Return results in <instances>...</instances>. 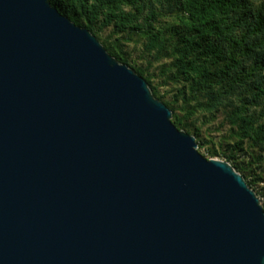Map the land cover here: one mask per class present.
Instances as JSON below:
<instances>
[{
    "label": "water",
    "instance_id": "1",
    "mask_svg": "<svg viewBox=\"0 0 264 264\" xmlns=\"http://www.w3.org/2000/svg\"><path fill=\"white\" fill-rule=\"evenodd\" d=\"M143 76L49 0H0V264H264V208Z\"/></svg>",
    "mask_w": 264,
    "mask_h": 264
},
{
    "label": "trees",
    "instance_id": "2",
    "mask_svg": "<svg viewBox=\"0 0 264 264\" xmlns=\"http://www.w3.org/2000/svg\"><path fill=\"white\" fill-rule=\"evenodd\" d=\"M49 1L96 36L111 26L101 43L119 62L128 63L123 42L142 39L151 60L162 62L161 74L178 85L172 99L164 101L172 122L197 135L198 128L185 119L222 107L236 137L226 160L237 171L258 162L261 155L251 154L246 165L233 159L245 139L251 148L264 151V0ZM130 66L162 99L153 75L142 66ZM244 178L252 187L260 176L253 172Z\"/></svg>",
    "mask_w": 264,
    "mask_h": 264
},
{
    "label": "rangeland",
    "instance_id": "3",
    "mask_svg": "<svg viewBox=\"0 0 264 264\" xmlns=\"http://www.w3.org/2000/svg\"><path fill=\"white\" fill-rule=\"evenodd\" d=\"M110 31L111 26L101 29L97 35L99 41L101 42L105 39ZM122 50L127 56V64L129 66H142L147 69L148 74L153 75L152 81L157 85L159 93L163 95V98L160 100L163 102L170 101L178 85L171 84V82L165 79V75L161 74L160 67L162 62L151 60V57L148 56L144 50L143 40L125 41L123 42ZM226 112L224 108L220 107L214 112L198 111L190 118L185 119V122H187L191 128H198L199 134L194 135L192 132L189 133L195 136L197 144H199L200 140L198 151L206 158L226 160V155L229 154L230 147L236 139V137L231 134L232 126L226 118ZM210 149H215L217 154H210ZM251 154L254 156L261 155V158L257 163H253L247 169L238 172L243 176H249L253 172L260 176V179L254 183L252 188L255 190L264 208V151L258 148H251L249 142L245 139L242 147L234 151L233 161L238 165H246V161L251 159ZM228 162L233 166L231 161Z\"/></svg>",
    "mask_w": 264,
    "mask_h": 264
}]
</instances>
